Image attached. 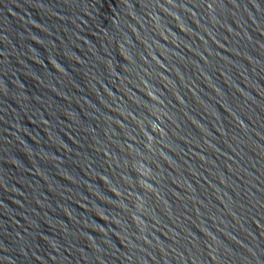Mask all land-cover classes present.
I'll return each mask as SVG.
<instances>
[{"label":"water","instance_id":"obj_1","mask_svg":"<svg viewBox=\"0 0 264 264\" xmlns=\"http://www.w3.org/2000/svg\"><path fill=\"white\" fill-rule=\"evenodd\" d=\"M0 264H264V0H0Z\"/></svg>","mask_w":264,"mask_h":264}]
</instances>
